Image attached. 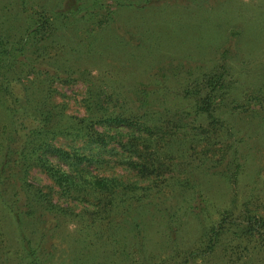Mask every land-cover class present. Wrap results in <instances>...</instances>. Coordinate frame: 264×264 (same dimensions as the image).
Returning <instances> with one entry per match:
<instances>
[{"label":"trees","instance_id":"trees-1","mask_svg":"<svg viewBox=\"0 0 264 264\" xmlns=\"http://www.w3.org/2000/svg\"><path fill=\"white\" fill-rule=\"evenodd\" d=\"M130 1L126 6L138 9L150 3ZM83 8L71 4L68 12L77 16ZM55 31L52 17L39 11L30 16L23 37L5 42L0 34V98H11L5 100L11 132H0V256L14 257L8 244L11 228L21 247L16 255L38 264L45 236L41 216L49 213L56 219L86 218L106 229L98 243L92 242L94 264H264V194L241 185L250 153L241 155L243 139L232 123L242 113L251 120V106L264 109L261 92L251 93L245 86L251 69L225 50L205 70L159 69L135 88L137 106L130 111L115 112V106L91 90L85 115L68 116L62 112L65 106L60 111L52 103L34 104L23 96L22 56L33 41L45 42ZM3 71L14 73L16 80L6 79ZM48 76L50 84L66 79L57 71ZM13 82L22 89L15 99ZM57 139L66 144L57 145ZM35 169L51 182L45 193V186L33 181ZM204 177L226 185L230 202L211 206ZM159 191L175 199L167 208L169 217L153 201ZM68 198H73L71 204ZM148 201L157 206V218L148 215ZM210 206H215L212 212ZM180 212L197 231L188 247L178 239L188 222L178 223ZM180 224L176 239L161 238L162 245L171 246L165 257L147 248L155 232L151 226L172 230Z\"/></svg>","mask_w":264,"mask_h":264},{"label":"rangeland","instance_id":"rangeland-1","mask_svg":"<svg viewBox=\"0 0 264 264\" xmlns=\"http://www.w3.org/2000/svg\"><path fill=\"white\" fill-rule=\"evenodd\" d=\"M137 1L140 4L145 2ZM130 2L0 0V34L7 37L5 42L26 34L33 12L48 13L56 24V31L50 39L41 43L33 41L28 45L27 55L22 56L21 62L26 63L21 80L23 89L26 88L23 96L29 97L34 104L40 101L48 102L47 105L52 103L60 111L65 106L64 114L82 117L85 115V101L90 98L92 90L110 106H115V112H121L122 108L130 111L137 106L133 97L135 88L159 69L205 70L213 67L219 55L226 50L230 57H234V62L241 61L244 69H251L244 76L245 86L251 88V93L260 91L264 97V0H150L145 9L126 6ZM21 4H25V8ZM71 4H83L85 9L74 16L68 12ZM16 65L23 66L20 63ZM56 71L66 79L50 84L48 74ZM4 74L6 79L16 80L14 73ZM12 85L16 88L10 93L15 99L22 89L15 82ZM37 86L40 89L38 93ZM5 100L11 98H0V132H11ZM232 123L237 127L238 137L243 139V147L239 146L241 155L244 157L250 153L247 176L241 185L251 193L264 194V109L251 106V120L242 113L232 118ZM56 144L64 146L66 143L57 139ZM32 177L34 182L45 186L43 193L48 191L46 186L51 182L40 171L33 170ZM203 185L211 206L230 202L229 194L223 191L226 185L216 178L204 177ZM159 192L161 194L153 201L160 205V213L169 217L167 208L174 204L175 199ZM71 201L73 198H68L69 204ZM146 204L149 205L148 215L157 218L159 213L154 211L157 206L154 208L152 201ZM211 206L209 211L212 212L215 206ZM179 215L183 216L181 212ZM41 217V230L44 229L42 233L45 236L37 254L40 264H94L95 253L90 252L92 242L98 243V237H104L106 229L94 227L82 217L56 219L49 213ZM172 221L175 222V217ZM183 221H188V216L182 217L178 223ZM151 227L155 232L149 241L147 239V248L158 258L165 257L171 246L162 245L161 238L171 235L176 239L179 235L177 228L180 231L181 224L172 230L161 229L162 226L157 225ZM159 230H162L161 234ZM9 233H13L8 244L14 257L2 255L0 264L33 262L32 259L23 261L16 255L21 247L16 246L14 229L10 228ZM196 233L194 222L188 221L178 239L188 247Z\"/></svg>","mask_w":264,"mask_h":264}]
</instances>
